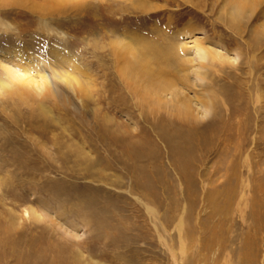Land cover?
I'll use <instances>...</instances> for the list:
<instances>
[{"label": "rangeland", "instance_id": "374dc122", "mask_svg": "<svg viewBox=\"0 0 264 264\" xmlns=\"http://www.w3.org/2000/svg\"><path fill=\"white\" fill-rule=\"evenodd\" d=\"M229 8L0 0V264H264V16Z\"/></svg>", "mask_w": 264, "mask_h": 264}, {"label": "bare ground", "instance_id": "6f19581e", "mask_svg": "<svg viewBox=\"0 0 264 264\" xmlns=\"http://www.w3.org/2000/svg\"><path fill=\"white\" fill-rule=\"evenodd\" d=\"M224 1V7H226V5L228 7H230L229 11H231V14H235L237 15H240L242 14L243 16V13H246V12H255L260 14V16H264V0H223ZM226 10V8H225ZM231 16V15H230ZM241 16V17H242ZM232 20V19H231ZM194 49L196 50V52L198 53L199 55V59L200 60H204L205 59V55L207 54V49H204V48H201V47H198V44H194L193 45ZM15 58L18 60V61H21L22 60V55L21 54H17V57L15 56ZM126 69V68H125ZM127 70H129L127 68ZM145 76H147L145 74ZM128 79V78H127ZM41 80H43V78H41ZM173 95V94H172ZM171 95V96H172ZM174 96V95H173ZM175 97V96H174ZM172 98V97H171ZM177 99V98H176ZM173 100V99H172ZM178 102V101H177ZM186 104H184L185 106ZM203 110H204V114H208L209 112V108H208V105L206 102H202L201 103ZM182 106V107H184ZM187 109L188 107H190V105H186ZM189 110V109H188ZM190 112H191V108H190ZM187 113V114H190ZM181 223V222H180Z\"/></svg>", "mask_w": 264, "mask_h": 264}]
</instances>
